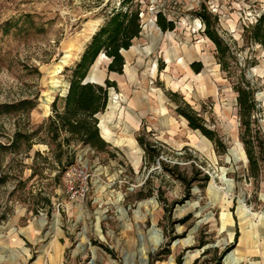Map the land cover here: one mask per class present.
<instances>
[{"label":"rangeland","instance_id":"1","mask_svg":"<svg viewBox=\"0 0 264 264\" xmlns=\"http://www.w3.org/2000/svg\"><path fill=\"white\" fill-rule=\"evenodd\" d=\"M120 1L0 0V262L264 264V46L247 38L264 0H139L142 32L123 52V73L108 74L100 56L89 71V81L117 87L97 116L100 135L110 132L101 136L106 152L74 148L87 185L83 201H71L40 140L52 102L62 107L73 67ZM203 8L230 48V74L196 16ZM159 12L173 31L156 26ZM240 71L255 87L257 178L240 142L232 89ZM185 103L225 151L188 127L176 112ZM34 131L30 141L15 137ZM138 139L164 165L149 166ZM79 186L75 179L72 192Z\"/></svg>","mask_w":264,"mask_h":264},{"label":"trees","instance_id":"2","mask_svg":"<svg viewBox=\"0 0 264 264\" xmlns=\"http://www.w3.org/2000/svg\"><path fill=\"white\" fill-rule=\"evenodd\" d=\"M142 14V5L139 0H121L119 7L111 11L104 24L92 35L79 61L73 67L63 97L62 107L60 109L57 107V97L52 102L51 115L48 117L44 128L47 139L40 140V143L48 148L60 170H65L72 164L74 148L88 149L92 152H106L108 144L100 135L97 116L105 112L109 103L110 90L116 89L117 86L115 82L109 79H105L104 84L85 82V80L91 67L102 54L108 60L106 66L108 74L120 75L123 73L125 65L123 52L129 50L133 42L141 35ZM196 16L204 25L203 32L205 36L215 46L216 58L221 70L230 74L231 51L229 46L211 27L212 22L205 8L199 10ZM155 24L163 33L173 31L175 28L174 22L167 20L160 12L155 16ZM247 38L256 45L264 46V17H260L250 27L247 31ZM191 68L197 74L201 70V64L193 63ZM232 89L236 94L237 114L241 128L240 142L243 145L250 174L253 178H257L260 165L256 156L254 136L252 135L253 127L257 125L256 113L258 110L255 100V87L247 79L245 72L240 71V75L236 77ZM176 96V94H171L172 98ZM176 112L186 120L190 129L199 131L215 146L217 151H225L224 144L216 132L208 129L203 119L188 104L185 103L184 107L178 106ZM37 134L38 131L28 135L16 133L15 137L30 141ZM138 140L144 146L148 165H153L155 161L161 163L159 153L149 150L141 139ZM257 148L258 153L264 158L262 141L257 142ZM38 156L40 154L36 152L35 157ZM166 172L172 174L167 169ZM179 179L185 182L187 186L190 185L187 179L182 177H179ZM206 180L205 177L204 181ZM201 244V246L204 245V243ZM213 252L216 254L217 251L214 250ZM220 262L221 258L215 259V264H221ZM176 264H181L180 259L176 261Z\"/></svg>","mask_w":264,"mask_h":264},{"label":"built area","instance_id":"3","mask_svg":"<svg viewBox=\"0 0 264 264\" xmlns=\"http://www.w3.org/2000/svg\"><path fill=\"white\" fill-rule=\"evenodd\" d=\"M63 176L65 181L67 182V193L70 194L71 201H79L82 202L86 193V185H87V175L82 167L78 166V164H72L67 167ZM75 179L79 181V191H73V183H75Z\"/></svg>","mask_w":264,"mask_h":264},{"label":"crops","instance_id":"4","mask_svg":"<svg viewBox=\"0 0 264 264\" xmlns=\"http://www.w3.org/2000/svg\"><path fill=\"white\" fill-rule=\"evenodd\" d=\"M23 216H24L23 214L18 215V216L16 217V220L19 221ZM34 220H35V219H33L32 221H34ZM35 221H36V220H35ZM35 221H34V225H35L34 230L38 233V232L41 231L40 229H42L43 224H41V223H39V222H36V223H35ZM0 250H1V248H0ZM0 264H2V263L0 262ZM18 264H20V263H18Z\"/></svg>","mask_w":264,"mask_h":264},{"label":"bare ground","instance_id":"5","mask_svg":"<svg viewBox=\"0 0 264 264\" xmlns=\"http://www.w3.org/2000/svg\"><path fill=\"white\" fill-rule=\"evenodd\" d=\"M100 57H102V58H105V56H103V55H100ZM88 79V78H87ZM101 125V124H100ZM101 127H102V125H101ZM99 128H100V126H99ZM110 135V132L108 131V129H106V128H104L103 129V133H102V137H108Z\"/></svg>","mask_w":264,"mask_h":264},{"label":"water","instance_id":"6","mask_svg":"<svg viewBox=\"0 0 264 264\" xmlns=\"http://www.w3.org/2000/svg\"><path fill=\"white\" fill-rule=\"evenodd\" d=\"M103 55V54H102ZM104 56V55H103ZM85 82H92V83H95V84H99V83H96L94 81H89L88 79L85 80ZM99 127V126H98Z\"/></svg>","mask_w":264,"mask_h":264}]
</instances>
